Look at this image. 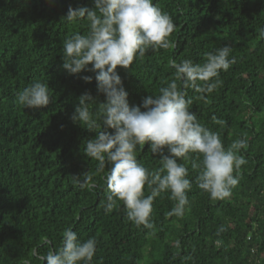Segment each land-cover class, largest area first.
Wrapping results in <instances>:
<instances>
[{
	"label": "trees",
	"instance_id": "16d2710c",
	"mask_svg": "<svg viewBox=\"0 0 264 264\" xmlns=\"http://www.w3.org/2000/svg\"><path fill=\"white\" fill-rule=\"evenodd\" d=\"M175 23L167 50L149 51L129 69L118 66L129 102L157 93L173 78L170 59L204 62V53L231 46L236 63L221 71L211 94L189 89L191 110L227 148L243 133L248 147L239 153L247 163L230 197L212 200L195 182L183 218L168 217L174 202L162 193L153 203L154 228L127 220L122 201L106 213L103 173L82 151L96 132L74 123L77 98L90 91L100 102L96 81L69 75L63 68V40L88 31L86 21L61 18L69 5L93 6V0H0V264H41L32 253L59 246L72 227L81 240H98L92 264H264V0H154ZM49 84L52 103L32 110L16 103V94L31 82ZM95 110V105L92 106ZM215 115L223 127L212 122ZM109 131H113L109 129ZM138 149L137 159L150 170L159 157ZM195 156V154H193ZM94 173L95 189L81 190L72 175ZM145 194H148L145 186ZM226 229L217 236V229ZM221 245L216 246V240ZM46 264V262H45Z\"/></svg>",
	"mask_w": 264,
	"mask_h": 264
},
{
	"label": "clouds",
	"instance_id": "9594fccd",
	"mask_svg": "<svg viewBox=\"0 0 264 264\" xmlns=\"http://www.w3.org/2000/svg\"><path fill=\"white\" fill-rule=\"evenodd\" d=\"M62 20L69 23L86 21L88 31H79L63 40L62 68L69 74L83 75L85 82L96 81L100 102L90 91L78 98L71 120L96 132L88 139L82 151L97 161L96 172H107L103 179L106 199L101 206L111 213L122 201L127 220L135 226L153 229V203L162 193H170L173 207L168 217L183 218L189 206L188 192L192 188L188 162L197 171L199 189L212 200H224L231 195L240 180V169L247 163L240 155L248 147V135L243 133L226 148L220 133L202 123L191 110L189 89L205 99L220 85L221 71L227 72L236 63L230 58L231 46L224 45L204 53L203 63L192 59L168 61L174 69L173 78L157 93L142 98L140 104L129 102V92L117 71L118 66L129 69L134 60L142 59L149 51L158 52L175 45L170 37L175 29L172 16L154 0H93V6L69 5ZM264 38V27L258 29ZM49 84L35 80L16 94V103L37 110L52 103ZM95 105V110H93ZM212 122L224 126L225 121L212 116ZM112 129L113 131H109ZM153 156L159 157L161 167L150 170L137 159V151L145 145ZM195 154V156H193ZM94 173L86 171L72 175V183L81 190L95 189ZM147 186L148 194H145ZM226 231L221 225L217 236ZM216 246L221 240H216ZM98 240H81L68 227L63 230L59 246L46 254L32 253L41 264H92ZM23 264H32L31 258Z\"/></svg>",
	"mask_w": 264,
	"mask_h": 264
}]
</instances>
